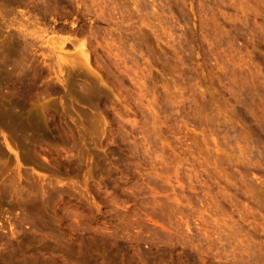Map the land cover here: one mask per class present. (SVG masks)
Masks as SVG:
<instances>
[{"label":"rangeland","instance_id":"rangeland-1","mask_svg":"<svg viewBox=\"0 0 264 264\" xmlns=\"http://www.w3.org/2000/svg\"><path fill=\"white\" fill-rule=\"evenodd\" d=\"M0 26L1 264H264V0H0Z\"/></svg>","mask_w":264,"mask_h":264},{"label":"bare ground","instance_id":"bare-ground-1","mask_svg":"<svg viewBox=\"0 0 264 264\" xmlns=\"http://www.w3.org/2000/svg\"><path fill=\"white\" fill-rule=\"evenodd\" d=\"M11 5V4H10ZM21 5V4H20ZM22 6V5H21ZM35 9V8H34ZM45 16V15H44ZM16 22V21H15ZM17 23V22H16ZM18 24H19V22H18ZM0 28H2L1 26H0ZM1 30V29H0ZM4 31V30H3ZM3 31H0V33L1 32H3ZM25 32V31H24ZM2 34V33H1ZM24 33H22V35H23ZM83 49V48H82ZM18 50V49H17ZM19 50H20V48H19ZM23 50V49H22ZM10 52V51H9ZM9 52H8V54H9ZM18 52V51H17ZM23 52V51H22ZM26 55V54H25ZM22 57V56H21ZM9 58V57H8ZM8 68V67H7ZM15 71V70H14ZM18 72V71H17ZM20 72H22V71H20ZM15 75V74H14ZM16 75H18V74H16ZM18 77V76H17ZM14 79V78H13ZM15 79H17V78H15ZM27 81V80H26ZM21 82V81H20ZM20 84V83H19ZM22 85H23V83H22ZM18 86V85H17ZM19 90V89H18ZM1 264V263H0Z\"/></svg>","mask_w":264,"mask_h":264}]
</instances>
